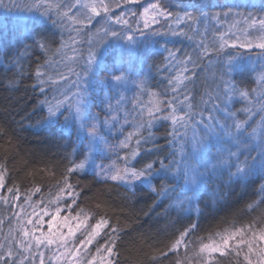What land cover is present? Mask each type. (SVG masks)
I'll return each instance as SVG.
<instances>
[{"label": "snow or ice", "instance_id": "6c2138e0", "mask_svg": "<svg viewBox=\"0 0 264 264\" xmlns=\"http://www.w3.org/2000/svg\"><path fill=\"white\" fill-rule=\"evenodd\" d=\"M204 7L0 0L2 9L28 14L14 25L18 54L0 48L10 73L4 87L31 80L34 110L42 113L35 126L68 133L58 160L25 163L20 175L18 133L0 122V264H121L127 223L109 214L108 201L80 202L88 185L79 177L89 172L105 187H123L126 199L146 188L149 211L163 205L157 215L168 225L142 236L140 258L130 264H264V0ZM112 44L120 54L107 64ZM149 48L161 50V63L149 66L164 74L159 90L148 87L151 72L140 80L129 72L132 58L147 57ZM248 71L256 72L254 87L232 76ZM157 125L166 126L167 147L157 142ZM257 181L243 209L201 234V219L233 187L247 194Z\"/></svg>", "mask_w": 264, "mask_h": 264}, {"label": "trees", "instance_id": "16d2710c", "mask_svg": "<svg viewBox=\"0 0 264 264\" xmlns=\"http://www.w3.org/2000/svg\"><path fill=\"white\" fill-rule=\"evenodd\" d=\"M144 2L147 3L150 0H144ZM167 2L174 11H181L185 5L195 3L205 6L203 10L206 12H215L220 11L217 7L219 4L245 3L247 0H167ZM251 2L257 5L260 4V0H251ZM26 15L28 14L16 11L8 12L6 10L0 14V48L8 45L6 50L13 56L18 54L14 39V25L19 16ZM187 43L186 41L183 44L177 43L176 47H187ZM169 47H172V45L170 44ZM160 52V49L149 48L147 50V57L142 56L139 59L133 57L130 61L129 72L136 80L144 79L151 72V75L148 76V87L152 90H159L163 86V83H165L163 81L164 74L158 75L154 68L150 69L149 67L150 65L161 63L162 55H160ZM119 54V46L115 44L110 45L105 54V63H113ZM35 59L36 57L33 55L32 61H35ZM256 68L258 71L259 64L256 65ZM6 75H10V73H7L4 64L0 63V122H4L10 127L15 128L18 133L19 154L16 157V163L17 167L22 169L20 175H23L27 171L24 168L25 163L29 166H40L41 159L45 161L58 160L63 154L64 149L62 146L68 139V133L60 125L35 126L36 122L41 118L42 113L38 109L34 110L38 93L30 87L32 81L25 79L24 83L17 90H9L4 87ZM232 76L237 82L244 81L243 86L249 84L253 87L255 86L253 81L255 80L256 72H233ZM103 80L104 74L101 72L96 77L94 90L92 91V95L96 97L95 102L97 104L100 103V99L104 95ZM133 93L134 90L129 91L126 95L131 98ZM240 106V103L235 104V108H239ZM128 107L130 108L131 105H128ZM97 111H99L98 108H92V112L95 113ZM157 129V142L167 147L164 139L166 126L157 125ZM79 179L82 186L84 184L88 185V187L84 188L81 196L80 202L82 204H91L94 208L97 198L108 201L114 210L109 214L114 217L119 216L122 222L126 221L127 223V226L121 233V264H130L131 261L140 258L139 249L144 243L142 236H155L158 230L164 229L168 225V221L162 215H157L163 212V205L149 211L152 197L146 188L141 187L136 191L134 197L126 199L127 193L123 187L111 186L108 188L102 183H96L93 180L91 172L86 176L79 177ZM23 186H28L27 181L24 182ZM258 186L259 181H257L253 188L247 190V194L244 190L233 187L226 200L221 201V207H213L211 213H206L201 219V234H206L208 231L213 230L222 219L231 218L232 214L238 213L239 210L243 209L245 204L250 202L251 193L254 191V188ZM202 196L204 200H208L211 196V191L202 193ZM145 213H148V215H145ZM174 217L175 213H173ZM6 228L7 225L5 224V230ZM224 264H227V261H224Z\"/></svg>", "mask_w": 264, "mask_h": 264}, {"label": "rangeland", "instance_id": "374dc122", "mask_svg": "<svg viewBox=\"0 0 264 264\" xmlns=\"http://www.w3.org/2000/svg\"><path fill=\"white\" fill-rule=\"evenodd\" d=\"M2 13H4V10L3 9H1V11H0V14H2ZM141 99L146 103L148 101L149 97L147 95H143L141 97Z\"/></svg>", "mask_w": 264, "mask_h": 264}]
</instances>
